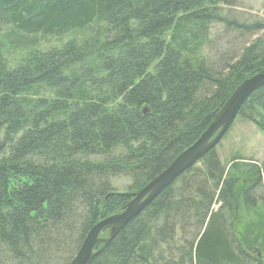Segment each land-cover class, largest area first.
Instances as JSON below:
<instances>
[{"label": "trees", "instance_id": "obj_1", "mask_svg": "<svg viewBox=\"0 0 264 264\" xmlns=\"http://www.w3.org/2000/svg\"><path fill=\"white\" fill-rule=\"evenodd\" d=\"M236 2L0 0V264H71L91 228L120 213L264 71V23L222 13ZM70 33L85 37L30 49L13 67L3 54L11 36L21 47L33 44L28 36ZM237 119L264 134V86ZM117 178L129 182L124 193ZM263 181L264 163L233 155L225 165L215 146L113 237L104 229L89 264L256 260ZM240 207L260 219L242 232Z\"/></svg>", "mask_w": 264, "mask_h": 264}, {"label": "rangeland", "instance_id": "obj_2", "mask_svg": "<svg viewBox=\"0 0 264 264\" xmlns=\"http://www.w3.org/2000/svg\"><path fill=\"white\" fill-rule=\"evenodd\" d=\"M222 13H232V15L237 17V19L246 23L256 21L264 23V0H237L236 5L233 7H222ZM215 32L220 33L221 31L218 30L217 27V29L212 31L213 36H215ZM262 35L263 33H259L257 34V37ZM15 36H17V34H15ZM83 37H85V35L81 33H70L61 37L43 35L28 36V39H34L32 42H29V44H33L16 47L14 44H10V41L14 38V36H11L9 39L4 41L6 47L3 50V54L8 61V65L13 67L30 49L46 51L50 48L60 47L68 40H79ZM224 42L223 40L220 41L221 44H224ZM215 45L218 44L215 43ZM215 48L219 49L218 47ZM216 152L222 163L225 165L229 164L231 156L237 155L246 160H253L257 166H260L264 163V134L258 131L253 124L237 119L216 145ZM259 173L261 174V172ZM128 183V180L124 178H117L113 180V186L120 193H124L126 191ZM262 186L264 187V181L262 182ZM236 217V227L239 232H242L243 228L247 225L257 224L260 220L258 214L252 209L245 211L242 207L239 208ZM110 233L111 230L101 233L98 243H103L106 240L105 238L108 237ZM256 248L258 249L253 248L255 256L250 253L253 256V259L256 260L250 261V259H246L244 264H264V248L261 246V243L260 245H256Z\"/></svg>", "mask_w": 264, "mask_h": 264}, {"label": "water", "instance_id": "obj_3", "mask_svg": "<svg viewBox=\"0 0 264 264\" xmlns=\"http://www.w3.org/2000/svg\"><path fill=\"white\" fill-rule=\"evenodd\" d=\"M263 86L264 71L243 83L217 119L193 145L180 153L163 172L134 195L120 213L99 221L91 228L71 264H89L94 256L93 250L99 242L102 231L111 228V237H113L148 206L157 195L213 149L227 132L244 102L253 92Z\"/></svg>", "mask_w": 264, "mask_h": 264}, {"label": "bare ground", "instance_id": "obj_4", "mask_svg": "<svg viewBox=\"0 0 264 264\" xmlns=\"http://www.w3.org/2000/svg\"><path fill=\"white\" fill-rule=\"evenodd\" d=\"M96 247V246H95Z\"/></svg>", "mask_w": 264, "mask_h": 264}]
</instances>
